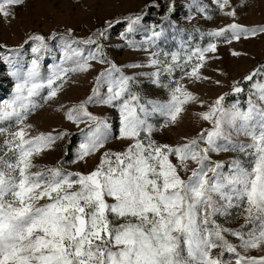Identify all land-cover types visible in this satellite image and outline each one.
Returning <instances> with one entry per match:
<instances>
[{"label": "snow or ice", "instance_id": "1", "mask_svg": "<svg viewBox=\"0 0 264 264\" xmlns=\"http://www.w3.org/2000/svg\"><path fill=\"white\" fill-rule=\"evenodd\" d=\"M25 2L0 0V19H14ZM211 2L230 22L208 31L206 45L181 42L171 52L160 49L158 41L175 0L167 4L161 23L148 27L141 23L142 8L109 17L84 36L66 27L47 35L28 32L15 46L0 43V72L11 86L7 98L0 97V264H264V254H250L264 252V61L210 101L182 82L223 87L201 71L217 58L210 54L220 42L264 35V23H240L231 0ZM192 6L208 18L200 0H192ZM145 8L159 11V0ZM121 24V47L143 51L145 63L118 65L110 57V30ZM26 46L30 59L25 63ZM232 55L241 53L233 49ZM46 58L52 62L45 71ZM96 65L106 67L96 71ZM125 69L148 70L128 74ZM90 72L95 75L84 98L59 101L71 77ZM141 77L166 90L167 99L143 95ZM245 84L248 95L241 108L238 97ZM230 95L237 99L229 103ZM52 103L76 126L78 140L67 129L32 134L30 115ZM189 103L204 109L194 115L211 127L175 143L153 139V121L159 118L160 129L174 126ZM89 105L115 110L117 131ZM233 133L248 139H233ZM65 138L62 159L32 171L38 167L33 156ZM111 139L126 146L107 149ZM220 153L237 155L213 159ZM94 154L98 161L87 172L65 168L87 163ZM241 219L236 227L226 226Z\"/></svg>", "mask_w": 264, "mask_h": 264}, {"label": "rangeland", "instance_id": "2", "mask_svg": "<svg viewBox=\"0 0 264 264\" xmlns=\"http://www.w3.org/2000/svg\"><path fill=\"white\" fill-rule=\"evenodd\" d=\"M149 2L150 0H26L22 7L15 9L16 16L14 19L9 22L0 19V43L15 46L23 41L25 34L28 32L38 31L47 35L54 29L63 30L66 27L73 28L77 36H84L109 17L137 13L142 8L145 9L141 22L143 27H148L153 23L160 24V17L164 14L167 4L171 0H159V11L156 8H145V5ZM200 3L207 7L208 18L197 12L196 8L192 6V0H175V10L171 14L170 20L163 24L164 35L158 41L160 49L169 52L175 51L178 50L181 42L191 47H195L197 44L206 45L209 42L206 35L208 31L230 22V18L222 15L211 0H200ZM231 3L237 6L240 23L249 25L264 23V0H231ZM245 3L246 7L241 6ZM189 14H191V19H187ZM122 27L123 24L115 25L110 30L111 39L107 41L109 45L107 51L110 57L118 65L145 63L146 53L121 47L123 42L118 39V33L122 30ZM197 29L200 31H197ZM142 30L136 33L135 39H140ZM233 49L239 51L241 55L233 56ZM21 55L26 63L30 59V46H26ZM210 55H215L217 58L207 61L201 71L203 74L210 76L212 80H220L223 87L216 86L211 81L189 82L187 79L182 81L190 91L205 101L214 99L221 92L229 91L233 79L246 74L258 61L264 59V35L248 39L242 38L239 41H232L231 44L220 42L217 45V52ZM51 62V58H46L43 70L46 71L47 64ZM100 67H106V65H96V71ZM217 69L219 71H216ZM145 70L148 69H125L128 74ZM94 75L95 72H90L87 76L76 74L71 77L60 93L59 101L70 104L84 98L90 91ZM4 76L5 74L0 72V97L7 98V95L11 92V86L10 81ZM177 76H179V73H177ZM140 79L144 83L139 91L147 98L167 99L166 90L151 85L147 78L141 77ZM244 89V93L238 97L241 101V108L246 107L244 101L248 95L247 84H245ZM236 99L237 97L230 95L228 102L231 103ZM185 109L174 126L160 129L159 118L153 121L157 125L156 131L153 133V139L158 142L175 143L183 136L191 137L201 128L211 127L210 124L194 115V113L204 110L198 104L189 103L185 105ZM89 110L94 114L106 117L109 124L113 125V131H117L118 114L115 110L98 105H89ZM28 123L33 125L32 134L48 132L53 129H67L71 133L73 141L79 139V131L76 126L64 119L63 113L57 110L56 103L45 104L42 108L37 109L36 112L30 115ZM80 127L82 128L84 125L81 124ZM228 131H231V129H228ZM233 139L247 141L248 138L236 137L233 133ZM0 140H2V137H0ZM67 143L68 138H65L63 142H57L55 149L45 150L39 155H34L32 158L33 163L38 167L33 168L32 171H37L39 167L43 166H55L57 161L64 156V146ZM124 146H126V141L111 139L108 141L106 148L115 151L122 150ZM233 155L237 154H213V159L226 160ZM97 161L98 154H94L87 160V163L65 164V168L87 172L92 169ZM242 222L241 219L226 226L236 227ZM230 239L234 240V238ZM217 251L219 250L213 249V253ZM250 254L258 255L264 254V252L252 250Z\"/></svg>", "mask_w": 264, "mask_h": 264}, {"label": "trees", "instance_id": "3", "mask_svg": "<svg viewBox=\"0 0 264 264\" xmlns=\"http://www.w3.org/2000/svg\"><path fill=\"white\" fill-rule=\"evenodd\" d=\"M262 61H264V59Z\"/></svg>", "mask_w": 264, "mask_h": 264}]
</instances>
